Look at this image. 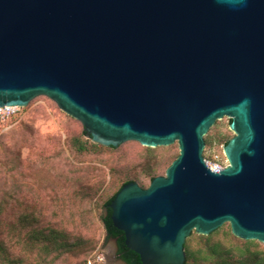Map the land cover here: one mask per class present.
Returning <instances> with one entry per match:
<instances>
[{"label": "water", "instance_id": "water-1", "mask_svg": "<svg viewBox=\"0 0 264 264\" xmlns=\"http://www.w3.org/2000/svg\"><path fill=\"white\" fill-rule=\"evenodd\" d=\"M40 95L94 143L177 142L164 175L108 205L142 264H184L189 234L224 223L264 243V0H0V106ZM224 116L215 172L204 137Z\"/></svg>", "mask_w": 264, "mask_h": 264}, {"label": "rangeland", "instance_id": "rangeland-1", "mask_svg": "<svg viewBox=\"0 0 264 264\" xmlns=\"http://www.w3.org/2000/svg\"><path fill=\"white\" fill-rule=\"evenodd\" d=\"M230 120L226 116L217 120L205 135L206 159L221 154L224 140L234 135L229 129ZM83 130L80 121L62 111L50 98L40 95L29 101L0 129V198L7 191L15 199L30 201L46 218L61 221L69 231L90 240L58 264H83L85 260L87 264H111L106 256L113 257L115 252L104 245L105 231L99 218L103 200L126 179L148 187L150 180L145 170L148 164L157 163L156 176L164 175L179 148L174 142L156 146L149 152L146 146L129 140L114 149L79 152L74 147V138L93 142ZM228 230V223L217 228L213 241L219 239L225 249L232 250L248 243L229 236ZM197 235L190 234L189 245L201 248L203 241ZM253 243L252 249L264 253V243Z\"/></svg>", "mask_w": 264, "mask_h": 264}, {"label": "trees", "instance_id": "trees-1", "mask_svg": "<svg viewBox=\"0 0 264 264\" xmlns=\"http://www.w3.org/2000/svg\"><path fill=\"white\" fill-rule=\"evenodd\" d=\"M14 118L15 116L11 117L4 126ZM4 126H0V129ZM82 132L86 134L85 130ZM228 140V138L224 140V145ZM73 144L79 152L90 149L97 150V148H115L79 138H74ZM206 145H208L207 139ZM146 149L151 152L155 147L146 146ZM156 164L150 163L145 169L150 182L156 176ZM130 181L134 180H124L116 191L103 200L99 218L105 231V238L116 240L117 253L120 257L127 264H142L139 255L125 245L123 232L113 225L111 209L108 206L119 189ZM2 194L4 196L0 198V264H58L59 261H64L69 254L77 252L90 242L86 237L66 229L61 221L57 222L52 218H46L42 211L38 210L37 206L30 201L24 202L15 199L7 191ZM87 195L92 196V193L87 192ZM227 234L236 237L231 233L230 225ZM197 236L201 237L202 235L198 234ZM245 242L247 241L245 240ZM185 255L184 264H188L187 244H185ZM219 257V264H264V256L262 260L258 258V252L253 251L249 241L243 248L220 251ZM83 264H87L86 260L83 261Z\"/></svg>", "mask_w": 264, "mask_h": 264}, {"label": "flooded vegetation", "instance_id": "flooded-vegetation-1", "mask_svg": "<svg viewBox=\"0 0 264 264\" xmlns=\"http://www.w3.org/2000/svg\"><path fill=\"white\" fill-rule=\"evenodd\" d=\"M196 233L195 231H192L190 234ZM216 233V230L213 232L202 235L200 238L203 241V246L200 247H194V245H189V236L186 239L185 244H187L188 248V264H219L220 257L219 253L220 251H224L225 248L223 246V242L219 239L213 241V234ZM198 234V233H197ZM250 247L253 243V241H258L255 239H249ZM261 242V241H258ZM263 243V242H262ZM185 248V246H184ZM253 251L258 252V258L262 260V257L264 256V253L260 249H253ZM186 258V255H185Z\"/></svg>", "mask_w": 264, "mask_h": 264}, {"label": "built area", "instance_id": "built-area-1", "mask_svg": "<svg viewBox=\"0 0 264 264\" xmlns=\"http://www.w3.org/2000/svg\"><path fill=\"white\" fill-rule=\"evenodd\" d=\"M21 108L9 105L0 106V126H4L11 117L17 115ZM206 163L211 171L219 172V170L228 165V160L222 151L221 154L213 155L212 159H206Z\"/></svg>", "mask_w": 264, "mask_h": 264}]
</instances>
